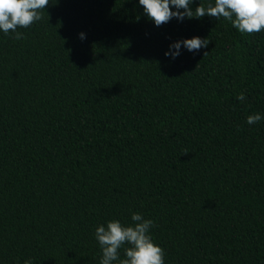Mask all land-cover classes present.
<instances>
[{
  "label": "trees",
  "instance_id": "trees-1",
  "mask_svg": "<svg viewBox=\"0 0 264 264\" xmlns=\"http://www.w3.org/2000/svg\"><path fill=\"white\" fill-rule=\"evenodd\" d=\"M17 31H0V264H100L96 228L133 213L165 264H264V118L247 123L264 31L157 27L139 0H50ZM193 37L207 48L165 55Z\"/></svg>",
  "mask_w": 264,
  "mask_h": 264
},
{
  "label": "clouds",
  "instance_id": "clouds-1",
  "mask_svg": "<svg viewBox=\"0 0 264 264\" xmlns=\"http://www.w3.org/2000/svg\"><path fill=\"white\" fill-rule=\"evenodd\" d=\"M50 0H0V31L4 34L15 33V39H23L18 28H29L42 19V11L49 5ZM193 0H139L144 9V14L157 27L177 18L183 21L188 19L221 17L230 21L232 26L240 33L255 34L264 31V0H215L214 6L204 7L200 4L195 11L192 10ZM172 7L177 10L173 11ZM183 9L184 11H180ZM81 39L85 34H80ZM208 39L193 37L178 41L170 45L166 56L178 57L183 46L188 51H199L207 48ZM175 49V51H171ZM209 53H205V56ZM204 56V57H205ZM198 66V65H197ZM237 99L243 102L246 99L242 92ZM262 118L259 113L249 115V125L258 123ZM132 225H122L120 221H109L106 226L100 225L95 230V238L102 250L100 264H165L164 249L155 244L150 235V229L155 226L154 221L145 219L139 213H133ZM125 248V258H120L119 249ZM24 264H32L25 260Z\"/></svg>",
  "mask_w": 264,
  "mask_h": 264
}]
</instances>
